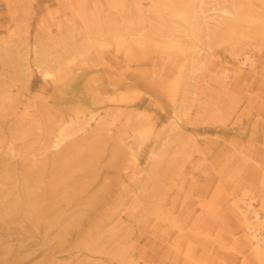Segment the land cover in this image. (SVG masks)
<instances>
[{
    "label": "rangeland",
    "instance_id": "374dc122",
    "mask_svg": "<svg viewBox=\"0 0 264 264\" xmlns=\"http://www.w3.org/2000/svg\"><path fill=\"white\" fill-rule=\"evenodd\" d=\"M172 1L0 0V264H264V0Z\"/></svg>",
    "mask_w": 264,
    "mask_h": 264
},
{
    "label": "bare ground",
    "instance_id": "6f19581e",
    "mask_svg": "<svg viewBox=\"0 0 264 264\" xmlns=\"http://www.w3.org/2000/svg\"><path fill=\"white\" fill-rule=\"evenodd\" d=\"M218 0H209V3H206L205 0H184L182 3H176L174 1L170 2V5L174 6L176 8V15L180 16L184 20H186L188 27L191 29L192 33L199 32L203 30L209 31V26H214L215 29H223L225 31H235L238 27L235 23L237 19V15L244 14L246 12H242L243 7H249L251 5L250 0H241L244 1V4L240 2L233 1L231 3V6H228L226 2L228 0H221L219 2L220 6H213L210 5L211 3H214ZM262 1V0H258ZM189 4L195 5V7L191 8V14L189 15L188 12H186L185 8L189 6ZM224 4L223 6H221ZM208 6V7H207ZM206 7V8H204ZM208 14H212L218 18L209 17ZM201 19V20H200ZM262 20L264 18H259L257 21H259L262 25V30L264 28V24H262ZM230 21V22H229ZM174 31H178V28H174ZM163 33V32H162ZM216 33V32H215ZM209 37V35L207 34ZM216 36L217 33H216ZM170 49H175L177 52H185L184 50V44L175 36L170 37L168 44ZM203 50L199 49L197 51V56H200L201 52ZM195 58V57H194ZM205 57L202 58V60L199 61L201 63ZM237 58V59H236ZM236 60H238V57L236 56ZM74 59V57H73ZM254 59V58H253ZM252 57L248 54H245L242 58V61H237L238 67L240 69H243L247 64L249 63L251 65H254V60ZM192 58V63H193ZM195 62V60H194ZM220 72L223 76V78H228L230 75L229 73L232 72L228 67L223 66L220 68ZM43 76L45 79L54 80V71L51 68H45L43 69ZM180 122H182V117L177 116V120L174 123V127L179 129ZM62 130L59 132L58 135L54 136L53 140L51 141V146L58 148L62 143ZM260 208V207H259ZM238 215L242 222L245 224V228L249 233V240L251 243V247L259 254H264V215L260 213V211L253 206L252 202H246L244 205H239L237 209Z\"/></svg>",
    "mask_w": 264,
    "mask_h": 264
}]
</instances>
